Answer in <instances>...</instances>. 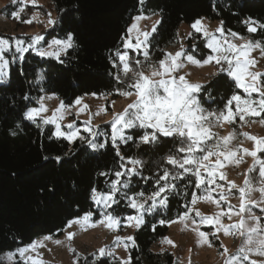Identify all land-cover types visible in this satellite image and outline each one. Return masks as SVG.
Here are the masks:
<instances>
[{"label":"trees","instance_id":"1","mask_svg":"<svg viewBox=\"0 0 264 264\" xmlns=\"http://www.w3.org/2000/svg\"><path fill=\"white\" fill-rule=\"evenodd\" d=\"M49 2L56 23L47 31L43 46L51 40H63L71 32L74 47L62 55L64 64L27 52L20 63H9L8 80L0 84V255L27 246L40 237H59L69 221L85 213L91 212L93 221L100 218L99 209L90 200L91 189L96 186L106 191L107 181L115 177L98 174L119 170L120 163L108 127L104 126L106 135L99 139V142L108 141L106 147L93 151L86 140L69 143L55 138L52 126L42 125V133L37 124L23 117L48 95L64 105H72L84 95L120 97L118 89L125 91L127 86L115 79L120 70L113 67V61L118 62L117 51L124 52V39L134 17L141 14L159 17L156 31L149 38L148 62L158 61L168 48L178 43L180 23L204 18L220 22L227 36L236 32L243 39L260 42L264 47V29L249 33L245 23L249 20L264 23V0H144L143 4L140 0ZM35 9L27 6L22 18ZM193 34L195 38L188 36L185 40L186 51L204 60L210 54L206 41L201 34ZM203 85L199 95L203 107L209 111L223 109L233 94L243 95L226 73L210 77ZM26 94L29 100L24 99ZM260 117L264 120V113ZM127 134L136 136L142 130H128ZM173 144L171 138L161 137L151 145L142 144L138 139L135 143L118 145L122 155L144 163L140 175L132 180L133 192L145 191L147 195L153 188L154 177L162 174L161 169L171 168L164 157L173 149ZM45 156L49 159L44 160ZM57 156L62 157L59 164L54 159ZM176 183L179 186L170 198L169 207L145 213L143 223L133 232L134 244L131 241L128 247V263L116 258L85 256L78 259V264H173L171 253L153 252L152 246L166 237L169 223L178 219L185 206L191 205L193 193H199L194 178L193 183L187 179ZM126 205V200L121 201L113 213L122 222L134 213Z\"/></svg>","mask_w":264,"mask_h":264},{"label":"snow or ice","instance_id":"2","mask_svg":"<svg viewBox=\"0 0 264 264\" xmlns=\"http://www.w3.org/2000/svg\"><path fill=\"white\" fill-rule=\"evenodd\" d=\"M140 3L143 4L144 0H140ZM14 15L18 17V13H14ZM141 18L143 17H136L135 19ZM24 22L31 23V21ZM48 23L55 24L56 21L50 18ZM245 23L248 25L247 31L249 33H255L258 28L264 29V23L258 21L249 20ZM136 28L137 25L134 23L130 26L129 33ZM191 28L195 33H200L205 38L206 47L210 50L207 59L196 60L193 56L186 55L181 47V50L174 54L165 53L163 58L158 61L148 62L150 58L147 49L151 42L149 39L151 33L139 31L135 37V42L133 43L129 36L125 38L123 47L126 50L142 52L145 57L144 63L136 59L135 66H133L128 51L116 52L118 62L113 61V67L120 71H118L115 79L117 82H124L127 86V90L120 91L118 89V92L126 97L134 95L135 100L128 104L122 112L117 113L110 122V140L116 156L119 158V170L102 171L98 174L104 177L114 175L115 178L107 181L106 191H101L94 186L91 189L90 200L98 207L104 218L102 222H107L109 228L113 224L119 223L113 213L119 207L120 202L126 200V206L137 213L135 217L129 216L128 220L135 219L136 225L139 227L143 223L144 213L150 214L158 211V209L169 207L170 198L179 186L176 181L183 182L187 179L189 183H193L194 178L195 188L199 190L203 187L204 193L202 195L197 196L193 193L190 202L192 206L198 201L211 202L219 206L220 201L227 200L232 189H237L239 192L238 211H234L233 206L229 205L227 211L221 208L217 214L202 215L199 210L185 206V211L178 218L181 221L187 220L190 213L195 211L199 221L192 218V224L212 225L215 227L216 233L223 231L225 235L239 237L240 244L234 253H230L226 247L221 245L224 248L223 252L220 253L224 257L223 264H245V262L257 264L256 260L250 259L249 254L264 257V215H262L264 214V159L258 156V153H264V137L239 133V135H243L253 142L254 148L249 150L232 146V142L237 137L235 131L221 137L213 129L223 127L225 123L234 125L237 116L243 122L246 116L255 117L264 113V82L257 83V78L264 74L249 71L254 63L249 58L250 52L255 48H260L261 52L264 53V47L260 42H253L252 40L241 44L234 43L233 39L242 40L243 37H240L236 32H231L230 37L232 39H229L225 37L222 28L216 30L219 36L210 33L203 28L199 19L193 22ZM155 31L156 25L152 28V32ZM188 35L195 38L193 32ZM13 39L15 40V52L12 53V62H15L16 59L23 61L24 53L31 49L40 57H53L58 63L64 64L62 54L74 47L71 32L63 40H53L47 50L36 47L43 39L40 35L33 37L27 47L24 46L23 41ZM11 50L12 44L8 40L0 38V79L7 76L6 69L10 61L6 58V54ZM184 59L197 65L215 61V64L219 65L218 72L226 73L235 82L236 88L243 90V95L233 94L223 109L217 111L205 109L199 95L204 85L191 83L185 76L178 75V69L182 67ZM145 67L150 70L149 74H145ZM39 79H43V77H39ZM253 93H257L259 98L253 99ZM24 99L29 100L30 97L26 94ZM76 103H79V100ZM63 107L64 105L61 104L59 108L53 111L51 117H41L39 123H37V117H40L42 112L48 111L43 104L39 108H29L24 113L23 118L37 124L42 133L44 131L42 125H55V131L52 135L58 139L63 138L69 143L79 138L82 141L86 140L93 151L106 147L108 141L99 142L96 139L106 135V133L86 128L85 131L93 137L87 139L80 136L79 129L74 128L72 124L66 126L68 131L63 130L57 123L58 120L63 119V116L59 115ZM135 129L142 130V134L136 136L127 134L128 130ZM11 134L16 135L15 132ZM161 137L171 138L174 142L173 149H170L164 157L166 164L170 165L171 168L163 167L161 169L162 174L154 177L153 188L147 195L145 191L133 192L132 180L135 176L140 175V169L144 167V163L141 159L122 155L118 145L120 143L127 144L129 141L135 143L137 139L142 144L151 145L158 143ZM241 152L253 158V168H250L249 172H252L257 165L259 166L258 180L251 178L246 173L242 186L238 187L234 181H228V191L225 192V186L217 181V177L219 180L226 179L224 172L220 169L224 168L226 163H239V153ZM48 159L49 157H44V160ZM54 159L59 164L62 157L57 156ZM142 179L149 180L148 177H142ZM218 189L220 191L217 193ZM129 192H133V194L128 195ZM256 192L259 193V197L253 198V193ZM213 193H217V195L214 196ZM256 208L260 210L261 214L253 211ZM91 215L92 213L88 212L83 217L69 221L68 227L74 223H80L81 220L88 221ZM233 215L238 217V220L226 226L221 218L227 216L231 220ZM161 222L163 223V221ZM185 226L187 227V225ZM193 231L197 232L204 243L212 246L206 233L197 228H193ZM72 236V233H68V239H71ZM127 239L134 244L133 237ZM167 242L173 244L171 240ZM38 246L42 245L34 242L27 247L18 249L20 257L25 260V264H28L29 261L31 264H42V261L26 256V253ZM173 246L175 245L173 244ZM70 251L75 250L70 249ZM106 254L110 253H107L104 248L97 252V256Z\"/></svg>","mask_w":264,"mask_h":264},{"label":"rangeland","instance_id":"3","mask_svg":"<svg viewBox=\"0 0 264 264\" xmlns=\"http://www.w3.org/2000/svg\"><path fill=\"white\" fill-rule=\"evenodd\" d=\"M27 6L36 7V9L33 12H30L26 18H22V12ZM7 7L14 9H5ZM51 9L52 7L49 0H0V38L8 40L12 44L11 52L6 54V58L10 62L13 60L12 53L15 52V40L13 38L23 41L24 46L27 47V45L31 43V39L33 37L40 35L43 37V39L36 45V47L41 50L48 49L49 44H51L53 40L49 41V43L45 46H43V42L46 38L47 31L53 26V24L48 23L49 19L51 18L55 21V14ZM14 13H18V17L15 16ZM136 17L143 18L135 19ZM136 17H134L130 23L125 37L127 38L130 36L133 43L135 42V37L138 34V31L150 32L152 34L153 26H157V21H159V17L156 14H141ZM199 20L201 21V24L205 30L219 36V33H217L216 30L218 28H222L220 22L211 21L205 18ZM24 21H31V23H25ZM193 22H183L179 24L177 29L178 43L168 48L165 53L174 54L175 52L180 51L182 47L183 52L186 55H190L186 51L185 40L189 36L188 34L190 32H194V30L191 28ZM134 23L137 25V28L133 29L132 32L129 33L128 30ZM225 37L232 39L227 35H225ZM246 41L247 40L245 39H233V42L237 44L245 43ZM123 51H128L129 56L132 58V62L134 64L136 59H139L142 63L145 62V57L142 52L132 51L131 49L126 50L124 47ZM28 52L35 54V52H33L31 49ZM42 58L55 59L53 57ZM249 58L254 62L253 66L249 68V71L253 73L264 74V53L261 52V49H253L250 52ZM194 59L199 60L195 57ZM205 59H207V57ZM15 62L20 63L21 61L16 59ZM218 69L219 65H216L215 61H212L208 64L197 65L184 59L182 67L178 69V75L185 76V78L191 83H199L203 85L210 77L220 73L218 72ZM144 71L145 74H149L150 70L145 67ZM6 72L7 76L0 79V84L7 82L9 66L6 69ZM263 77L264 75L257 78L258 84L262 82ZM239 90H241L243 93L242 89ZM252 98L258 99V94L253 93ZM77 100H79V103H76ZM133 100H135L134 95L128 97L121 95L116 99H111L105 95L91 94L77 98L72 105H64L54 96L48 95L40 100L38 102V106L35 108H39L40 105L43 104L48 110L47 112H42L40 117H37V119L40 120L41 117H51L53 111L63 104L64 107L61 108L59 113V115L63 116V119L57 121L61 128L65 131H68L66 126L72 124L74 128L79 129L80 136L86 137L87 139H92L93 137L90 136L87 131H85L86 128H91L93 131H100L103 133L105 131L103 128L106 126L111 133L110 122L112 121L113 117L117 113L122 112ZM261 114L255 117L246 116L245 121L243 122L240 121L239 117L237 116L234 125L225 123L223 127L214 128L213 131L221 137L228 135L229 132L235 131L237 133V137L232 142V146L252 150L254 148L253 142L248 140L245 136L239 135V133H248L257 137H264V123H262L264 120L260 117ZM50 126H52L54 132L55 125L50 124ZM102 136H99L96 139L99 141ZM239 156V163H226L225 167L220 169V171L224 172L226 179L219 180V177H217V181L218 183L225 186V192L228 191V181H234L238 187L242 186L246 173L251 178L258 180V165L252 172H249V169L253 168V158L251 156L244 155L242 152L239 153ZM258 156L264 159V153H258ZM219 191L220 190L218 189L217 193ZM203 193L204 189L201 187V189H199V193L196 195L199 196ZM217 193H213V195L216 196ZM258 197V192L253 193V198ZM229 205L233 206L234 211H238L239 192L237 189H232L231 194L227 196V200L220 201L219 206L211 202L198 201L194 206L190 205V207L199 210L202 215H214L220 212L221 208H223L224 211H227ZM253 211L257 214H261L258 208L253 209ZM133 212L134 213L131 216L135 217L137 213L135 210H133ZM91 217L88 221L81 220L80 223H74L71 227H68L67 225L64 232L59 237L46 236L48 239H45V237L36 239L34 242L42 246H38L34 250L29 251L26 253V256L36 258L37 260L42 261V264H74V262L75 264H78V259L85 256H91L92 259H97L99 257L116 258L121 263H128V247L130 246L131 241H129L127 238L132 237L133 232L138 228L135 219L129 221L128 216L125 221L122 222L120 219L116 218L119 223L113 224L112 227L109 228L107 226V222H102L104 218L101 214L97 221H93ZM192 218H195L197 221H199V217H196V212L193 211L190 213L187 220L181 221L178 218L169 223L168 234L161 241L152 246V251L158 253H171L173 256V264H223L224 257H222L220 253L223 252L224 248H222L221 245L226 247L230 253H234L240 244L239 237L225 235L223 231L216 233L215 227L212 225L200 223L192 224ZM221 219L222 222L227 226L228 224L237 221L238 217L233 215L232 219L229 220L227 216H224ZM185 225H187V227ZM193 228H197L199 231L206 233L212 246L210 247L207 243H204L203 240H201V238L197 235V232L193 231ZM68 233L73 234L71 239H68ZM118 237L119 239H117ZM168 240H171L175 246H173V244H169L167 242ZM57 241H59V243H57ZM213 241L217 242V245H214ZM101 248H104L106 252L110 254L97 256V252ZM18 249L0 255V264H12L15 261H18L19 264H25V260L24 258L20 257ZM70 249H74L75 251H70ZM249 255L251 260L257 261V264H264V257L257 256L255 254ZM28 264H31V262L29 261ZM245 264H248V262H245Z\"/></svg>","mask_w":264,"mask_h":264}]
</instances>
